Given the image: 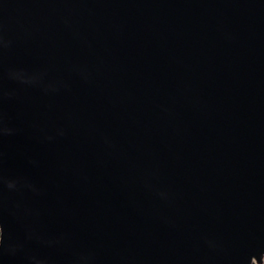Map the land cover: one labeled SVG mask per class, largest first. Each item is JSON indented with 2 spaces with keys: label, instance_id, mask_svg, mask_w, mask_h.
Returning <instances> with one entry per match:
<instances>
[{
  "label": "water",
  "instance_id": "water-1",
  "mask_svg": "<svg viewBox=\"0 0 264 264\" xmlns=\"http://www.w3.org/2000/svg\"><path fill=\"white\" fill-rule=\"evenodd\" d=\"M261 255L264 0H0V264Z\"/></svg>",
  "mask_w": 264,
  "mask_h": 264
},
{
  "label": "bare ground",
  "instance_id": "bare-ground-1",
  "mask_svg": "<svg viewBox=\"0 0 264 264\" xmlns=\"http://www.w3.org/2000/svg\"><path fill=\"white\" fill-rule=\"evenodd\" d=\"M261 260H262V261L264 260V255H261Z\"/></svg>",
  "mask_w": 264,
  "mask_h": 264
},
{
  "label": "rangeland",
  "instance_id": "rangeland-1",
  "mask_svg": "<svg viewBox=\"0 0 264 264\" xmlns=\"http://www.w3.org/2000/svg\"><path fill=\"white\" fill-rule=\"evenodd\" d=\"M259 263H261V262H259ZM254 264H256V262ZM261 264H264V261Z\"/></svg>",
  "mask_w": 264,
  "mask_h": 264
}]
</instances>
